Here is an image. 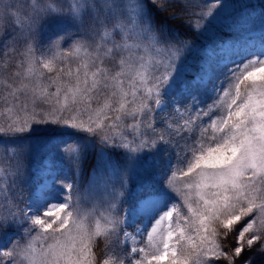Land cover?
<instances>
[{"label": "snow or ice", "instance_id": "obj_1", "mask_svg": "<svg viewBox=\"0 0 264 264\" xmlns=\"http://www.w3.org/2000/svg\"><path fill=\"white\" fill-rule=\"evenodd\" d=\"M236 2L0 0V264H264V5Z\"/></svg>", "mask_w": 264, "mask_h": 264}, {"label": "rangeland", "instance_id": "obj_2", "mask_svg": "<svg viewBox=\"0 0 264 264\" xmlns=\"http://www.w3.org/2000/svg\"><path fill=\"white\" fill-rule=\"evenodd\" d=\"M231 5H232V0H230V6ZM243 5H247L249 7L254 8L255 9L254 15L258 17L261 6L264 5V0H237V2L235 3L236 7H241ZM250 30H251L252 35L258 36L261 31V26L259 23H257L256 25L251 26ZM239 37H240L239 33H233L231 37L229 38L230 42L235 43ZM47 132H48V129L40 128L37 130L35 135L41 136V135H45ZM42 157H43V153L39 149H36L31 153V155L27 158V164H28L30 172L38 170L41 164ZM63 167L65 170H68L67 165H63ZM5 175H7V172H5ZM177 187H179V183H177ZM83 207L85 211L91 212L94 210L96 212H103V207L101 206L98 199L96 200L91 199V198L86 199L83 203ZM96 218H99V217L97 216Z\"/></svg>", "mask_w": 264, "mask_h": 264}, {"label": "trees", "instance_id": "obj_3", "mask_svg": "<svg viewBox=\"0 0 264 264\" xmlns=\"http://www.w3.org/2000/svg\"><path fill=\"white\" fill-rule=\"evenodd\" d=\"M45 133V132H44Z\"/></svg>", "mask_w": 264, "mask_h": 264}]
</instances>
